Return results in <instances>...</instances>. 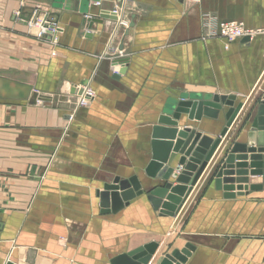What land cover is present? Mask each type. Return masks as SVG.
<instances>
[{"label":"crops","instance_id":"0c3cea01","mask_svg":"<svg viewBox=\"0 0 264 264\" xmlns=\"http://www.w3.org/2000/svg\"><path fill=\"white\" fill-rule=\"evenodd\" d=\"M98 2L0 0V264H112L148 241L164 245L162 254L191 244L185 264H264V175L249 174L248 185L262 187L234 197L214 180L232 143H247L251 121L218 147L176 224L148 199L159 180L145 174L152 128L171 101L233 94L245 102L239 118L255 116L264 97V0ZM103 2L120 18L92 23ZM37 7L36 16L57 24V42L22 17ZM227 20L254 33L227 47L217 34ZM82 88L94 97L78 106ZM177 122L217 139L226 119L221 111ZM133 175L143 194L105 213L104 185Z\"/></svg>","mask_w":264,"mask_h":264},{"label":"water","instance_id":"95a60500","mask_svg":"<svg viewBox=\"0 0 264 264\" xmlns=\"http://www.w3.org/2000/svg\"><path fill=\"white\" fill-rule=\"evenodd\" d=\"M98 1L100 0H96ZM113 5V2H103L101 17L92 18L91 22H102L105 18L116 19L117 16L112 13ZM22 17L26 20L30 18L24 15ZM245 39L248 40L249 36ZM124 72L125 68L119 70L120 74ZM252 99L253 94L248 101L251 102ZM244 107L245 102L237 101V96L233 94H195L171 101L166 106L159 118V124L152 128V157L145 167V174L150 179L159 180L148 191V199L161 215L176 217L175 224L179 221L184 199L198 185L208 161L220 145L224 146L229 141L241 120L240 129L247 121H251L247 143H232L215 172V185L226 191V197H234L236 193L232 191L235 189L239 191L238 195H243V190L262 187L261 184L248 185V182L249 174L264 175V97L257 103V111L252 119L251 111L246 113V117L244 111L242 119L239 118ZM221 111L225 115L226 124L217 139L195 129L177 128V120L181 114H187L189 120H201L203 116L218 119ZM178 153V164L173 166ZM171 178L178 184L170 181ZM143 192L137 175L127 179L116 177L99 192L101 207L105 213L117 212ZM163 248L164 245L157 241H148L119 254L113 258L112 264H185L194 251L191 244L162 254Z\"/></svg>","mask_w":264,"mask_h":264},{"label":"built area","instance_id":"2783aa9c","mask_svg":"<svg viewBox=\"0 0 264 264\" xmlns=\"http://www.w3.org/2000/svg\"><path fill=\"white\" fill-rule=\"evenodd\" d=\"M100 4V2H98ZM39 8H35L34 10V16L31 17V19L27 20L31 25H36L40 28L41 34H48L50 40L52 42H57V32L58 27L57 24L53 21H51L49 15H43V16H36ZM112 13L117 16V18H120L121 10L117 6L112 10ZM89 19H91V16H89ZM121 24L127 26L128 22L125 20H120ZM216 34V32H212ZM254 33V31L248 29L245 24L241 21L236 20H227V21H221L218 24V32L220 36L224 37L226 39V46L228 47L229 44L233 41H236L240 38H243L245 36H250ZM33 94L36 103H42L43 100L38 95V92L33 89ZM94 97V93L89 88H82L81 94L78 96L77 99V105H85L87 104L92 98Z\"/></svg>","mask_w":264,"mask_h":264}]
</instances>
